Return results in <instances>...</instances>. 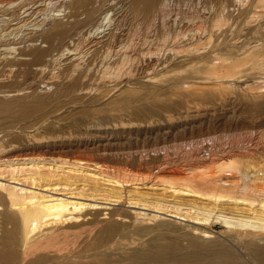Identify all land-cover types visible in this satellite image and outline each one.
<instances>
[{
    "label": "bare ground",
    "instance_id": "1",
    "mask_svg": "<svg viewBox=\"0 0 264 264\" xmlns=\"http://www.w3.org/2000/svg\"><path fill=\"white\" fill-rule=\"evenodd\" d=\"M50 1H47V7H44V10L45 12L46 10L48 12L50 10L55 11V13L51 12L53 13L54 17L56 15L55 19L58 17L57 15H60L62 13L61 11L64 12L65 9H68L70 5L72 9L74 7V10L69 14V16L81 14L83 10L80 11L79 8L82 9V7L86 5V2L84 0H73L68 7L64 6L63 4L62 6L55 7L56 4L52 1L55 4L53 6ZM200 1L204 2L202 10L205 11V9H208L209 7L213 8V11L211 10L212 13L210 14V16H208L207 22L204 21L205 17L203 16L205 15H203V13H200V11H193V14L191 12V15L189 16L188 13V16L191 17L190 20L193 21L196 18V22H192L193 24H191V27H189L188 25V28L183 27V30L180 29L181 27H179L177 24V27H179V29L175 26L176 29L174 28L172 32L168 27V24L169 26L171 24L168 23L166 26L164 20L166 19V17L168 18L170 11L171 13L173 12L174 7L171 8V10L169 8L171 7V3L174 1L131 0L128 7H126L127 4L124 6V8H127V10H125L122 6V8L125 10L123 14L124 16L121 14L123 16L122 19H118H120V23L124 22L123 20H125L126 22L128 21L127 24L129 25L126 32V35H128L127 37L139 36V39L141 40L140 44H142L141 46L143 47H141L136 54L134 52L130 53V48L132 47L130 45L131 42H128V40L122 42L123 40L120 38L122 37V31L121 34L120 31L119 33H117V31L115 30L108 31L110 33L106 38L107 42L102 44V46H105L103 50L104 54L103 56L101 55V58L99 59V62H97V64L95 62L96 67L93 70V73H95L96 76L94 78V82L100 81L103 82V84L105 83V85H107L109 82H112L124 73H126L127 75L130 74L132 72L131 65L134 62L138 63L146 61L150 65V63L152 62L151 55L160 58L161 55L159 57L158 55L163 50L161 54L165 53L166 56L162 54L165 57H161L163 59H160V63L165 64L167 62V65H164L162 71L150 75L147 78L148 82L161 83L160 81L168 80L172 75L173 77H176L175 75L177 74H186L190 76V78H197V76L200 75L198 78L201 77L202 80L205 79L204 82L207 84L212 83V86H215V88H218V90H228L229 88H232V86H237L236 84L238 82H242V87L244 86L252 91L256 90L254 89V86L257 85L255 81L254 86H252L253 84H251L250 82H245L247 79L243 76L247 75L248 72L245 73L246 69H244V67H249L246 66L247 63L245 64V62L248 61V63L252 64L250 65L251 69H262L261 67L264 64V43L261 44L263 46H257V44H259V41L257 42V40H252L251 42L249 41V45L248 43H244L245 45L242 44L239 46L233 45L232 47H235V49L238 51V53L236 54L238 56L233 57V52L230 53V48L226 49V51H222L223 48L221 49V47L218 45L222 41L219 40V37L217 38L220 41H218L219 43L216 42L217 39L216 41H212V36L215 34L214 32L217 31H219L220 33L222 31H226L227 33L229 30H235L233 28H235L236 26H233L236 25V22L239 19L238 17L242 15V17H240V22L243 21L244 24L249 25L247 28H250L251 25H253L250 31L253 33H257V35L260 34L259 36L264 39V23H260V19H263L262 16L264 15V0H252L253 3L250 5L249 9L240 11L238 13V16H234L233 14L235 6H237V9L239 7L243 9L246 7L248 1L250 0ZM252 1H250V3ZM21 3H16V0H0V93L7 94L12 91H19L24 88V86L22 85L26 82V80H28L29 78H32V80H34L36 76L39 77L35 78V80L41 78V81H39L38 84L42 83L43 86L55 84L60 76L68 78L69 82L66 83L65 86H63V94H71L76 90L81 91L86 89L85 91H89L90 89H92L93 84L91 85L86 83L87 85H85L82 82L83 79L89 75L88 72L93 66L90 65L91 67H88V64L84 65V56L87 52L82 51L80 44L83 40L98 43L101 41L100 39H103V37L105 36L104 30L108 26H110L111 22L113 23L115 20V18L114 20L112 18L114 16H112V9H103L100 16L97 18V21H95V23H93V25L89 28L87 34L83 35L77 42H73L71 44V47H69L70 44L67 45L66 43L65 46L62 45V50L60 51V53L58 52L59 55L55 56L54 54L51 57L52 63L50 65V70L48 69L49 72L43 74L45 67L47 66L45 57H48L51 50H53V46H51L50 43V45H48L46 48H40L36 46L34 42H53L57 35H59L58 39L60 40H63V38L65 37H68V39H70V37H73L72 34L74 33V31L78 30L79 28L75 26L76 30H74V24L71 23L68 25V21L66 23H60L57 20L58 22L52 21L54 23L50 24V19L47 18L48 16L46 17L47 13H45V16L41 15L43 16L41 19L38 18L40 20L36 19L37 21L35 23L32 22L31 25L33 26V28H31L32 30L29 29L31 31L28 32L26 30L27 32H25V28L22 27L28 25L27 23L33 21L35 18H32L33 20L29 19L30 21L28 22H26L27 20H23V23H21L20 20L13 22L14 19L16 20L19 17V12H17L16 10H19V8L21 9ZM207 3L209 4V6H206ZM14 4L16 5V9H14L13 7L14 10L11 9L12 11L8 12L10 13L9 16L5 17V10L8 9L4 7H11ZM121 4L123 5L124 3ZM32 7L34 8V6ZM196 7L194 8L196 9ZM44 10H39V14L44 13ZM86 10L85 11L88 12V9ZM69 12H71L70 9ZM66 13H68V11ZM16 14L17 17H13L14 15L16 16ZM175 14L176 13H174V15ZM177 15L176 17H178ZM118 16H120V14ZM172 19L174 20V18ZM157 20H160L159 23L157 22ZM48 22L51 26H48V28H46L47 31L43 32L42 34H35L37 31L45 30L43 29V27L45 24L48 25ZM173 22L171 21V23ZM171 26L173 27V25ZM114 27L115 26H113V29ZM121 28L122 27H120V29ZM108 29L110 30V28ZM240 29L235 31L239 32ZM121 30H123V28ZM31 32H35L34 35H32ZM108 32L106 33L108 34ZM28 33H30L31 36ZM226 33H224L223 36ZM26 34H28L30 37H27L28 35L25 37ZM22 41H24L25 43L27 42L29 48L27 47L26 50H18V52L15 54V50L17 49V47L14 45L21 43ZM226 41L227 40H225L224 42ZM233 42L237 43L238 39ZM237 44H239V42ZM224 48H226V46H224ZM165 50L166 52H164ZM199 51H204V54L200 55L199 53L198 56H195ZM67 53H70L68 55L69 61L68 63L65 61L67 64L63 65L61 63V57ZM16 55L19 57L27 56L28 58H21L24 60L18 61V59L15 60ZM172 55L190 57L184 58V61L181 60L182 63L179 65L171 66L172 63L170 65L168 63L171 57H173ZM10 56H13L12 59L9 58ZM20 63H26L30 65V67L33 65L38 66V70H32L30 67V69L28 68L27 70H20L19 68L17 70H13L14 65ZM168 65L169 67H167ZM242 65H244V67ZM60 66L62 68L58 70ZM16 72L17 74L15 75ZM22 72H24L23 81L19 83L16 78L20 75L19 73ZM167 74H170L169 77L167 76ZM12 76H15V79L13 81L9 80ZM89 77L91 76H88V79ZM255 78L256 76H254L253 79ZM255 80L256 82L258 81V83L261 82L259 81L260 79L257 80L256 78ZM185 81L177 83L176 86L178 88H181L179 84H183L187 88L195 84V82L191 83L190 81ZM263 83L262 85H260L263 86ZM260 85L256 87H259ZM43 86L40 87L42 88ZM99 87L98 89L100 90ZM127 89L129 88L127 87ZM134 89L132 90L135 92ZM39 96L42 97L41 95H38L32 100L27 99L26 101L24 100V102H21V100L16 103V100L0 98V111H8V109L14 108H16L15 110H13L15 112H25L27 110L31 111V109L35 110L36 107L41 104L43 98H40ZM256 130L258 129H255V131ZM241 132H225L222 135L218 133L221 138V142L217 144L218 149L215 148L214 151H212L211 149L212 152L210 151L204 157L200 152V150L202 149H199L198 147L200 146L199 143H203L204 139L202 138V141L199 138L198 140L194 141L193 152L191 153H193V156L198 158L193 166L190 165V163L188 164L186 171H182L181 168H173L169 170L168 162L164 160L165 158L161 161L162 156L160 155V161L162 163L159 164H162V168H165V170L160 169L161 165H158V162H155L159 167L155 171V175H152V177L151 174L153 172L151 173L150 171L148 174L139 175V173L136 174L131 172L130 169V172L123 169H114L113 165L109 166L106 163H103L104 159L99 160L100 162H93L75 157L74 159H70L66 156L60 155H42L43 153H36V155H28L22 153L16 154L18 148L15 147L18 145L14 147V145H12L13 143H9L7 145V143L4 144L0 141V264L65 263L64 260L66 259L69 250L66 249L67 245L65 247L61 246L62 242L68 238H72V236L74 237V235L78 233L79 229L81 230V228L83 227L85 229L94 226V224L98 222V215L102 213H104L105 215L107 213L102 212L104 211L103 209L109 208V206H107L106 204L115 205L122 200L127 203V206L134 208H131V214L135 219L142 218L149 221H157L161 220L163 215H168L179 220L193 221V223L201 224L204 226V228H207L202 229L200 227H192L193 232L198 233L199 236H191L189 238V246L187 248L185 247V251L179 249L182 252L177 253V251H179L177 250L179 247L178 239L174 238L172 240L168 239V242L163 245L152 247L150 251L146 252V255L149 257H161L167 253L175 256L176 261L195 264L200 256L205 255L209 258V264H214L215 262H218L220 264H227V261L229 259H227L226 256L229 253V250L226 246L227 244L224 241L227 239L237 242L238 244H244L247 247L246 250L249 249V252L253 256L257 257L259 261H261V263H264V160L262 159L264 155V151L262 150L264 149H261L264 148V144H260V141H257L258 139L255 140L253 138V144H250L249 146L244 145L245 141H239V137H243L245 135L244 132ZM249 134L245 135L247 139L250 138ZM43 138L45 137H37L36 135L33 137V140H35L36 142L40 139L42 140ZM180 143L181 142H179V144ZM188 143L190 142L188 141ZM192 143L190 144L192 145ZM195 144H197L198 146H195ZM175 145L178 146V144ZM259 148L261 149L263 154H259ZM148 149H150V147ZM136 150L139 149L136 148ZM123 151L121 149V153ZM145 151H147V149ZM145 151L144 153L148 152ZM202 151H205V149ZM125 152H127V150H125ZM125 152H123V154ZM142 152L139 153L141 154ZM157 152H159V150ZM129 153L132 154L133 152ZM199 153L201 155H199ZM104 154L105 152L103 151V156L100 157H104ZM149 155L147 154V157ZM113 156H116V153ZM130 156L131 155L128 156L129 159ZM144 156L146 155L144 154ZM126 157L124 156V159ZM163 157H165V155ZM259 157L262 158L258 159ZM140 158H143L142 155ZM136 162L139 161L137 160ZM140 162L138 163V165L140 164ZM126 166L128 165H125L124 167ZM139 167H141V165ZM138 169H136L137 172ZM5 173L9 175L7 176V179L1 178L2 175L5 176ZM165 173H169V175H166ZM126 186L130 187L128 188ZM143 188H147V190L148 188H153L155 190H161L164 193H171L174 198L176 196H190L200 200V203L196 202L195 200L187 202L178 201L173 197L172 199H166L159 196L150 198V195L148 196L147 193L143 191ZM150 208L153 212H147V210ZM210 216H212V218L214 217L215 221L222 222L225 225L227 231L231 233V235H229L224 240L222 238V240L217 241V243L212 244L207 242V244H204L206 240H201V238H209L212 236L211 231H209L208 227L205 225ZM115 228L116 223L110 222L105 226L104 230L106 233H112ZM86 234L89 235L88 233ZM80 236L78 237L80 238ZM74 239L76 240V238ZM72 245L73 244H71L70 246ZM71 248L73 249V247ZM72 254L73 253L70 254V257ZM230 259V261H232L233 258ZM233 260L236 261V259ZM236 262L240 264V262Z\"/></svg>",
    "mask_w": 264,
    "mask_h": 264
},
{
    "label": "rangeland",
    "instance_id": "2",
    "mask_svg": "<svg viewBox=\"0 0 264 264\" xmlns=\"http://www.w3.org/2000/svg\"><path fill=\"white\" fill-rule=\"evenodd\" d=\"M47 1L48 0H20V1L16 0V3L22 2L21 3L22 11L20 8L19 10H16L17 12H19L21 16L18 14L19 19L18 18L16 20L14 19L13 22L20 20L21 23H23L24 22L23 20H27L26 22H28L30 20H33L32 18H35L33 21H30L31 23L30 22L27 23L28 24L26 25L27 27L26 26L22 27V28H25L24 29L25 32L27 31L29 32L32 30L31 28H33V26L31 25L32 22L35 23L37 20H40L43 16H45V13H47L46 17L48 16L47 18L50 19L49 21L50 24L54 23L57 20L60 23L62 22L66 23L68 21L69 22L68 25L73 23L74 27L76 26L79 29L77 28L78 30H76V27H75L74 30L76 31H74V33L72 34L73 37L72 38L70 37V39H68V37H65L63 38V40L62 39L60 40L58 39L59 35H57L53 42L51 41L34 42L36 46L40 48H46L48 45H50V43H51V46H53V50H51L52 54L50 52L48 57H45L47 66L45 67L43 74H45L46 72H49L51 68L50 65L52 63L51 57L54 54L55 56L59 55L60 51L62 50V45L65 46V43H66L67 45L70 44L69 47H71V44L73 42H77L83 35H86L89 28L93 25V23H95V21H97V18L100 16L103 9H106V8H109L110 10L112 9V16L114 15L112 18L113 20L115 18V20L113 23L111 22L110 24V26L112 25L111 27L108 26L104 30L105 31L104 32L105 38L103 37L104 40L100 39L101 41L98 43L88 42L86 40L81 41L82 43L80 44V46H81L82 51L87 52L86 55L84 56L85 59L83 63L84 65L88 64V67L90 65L93 66V67L90 66L91 69L88 72L89 73L88 76H91V77L93 76V77L92 78L89 77L88 79V76H87L83 79L82 82L85 85L93 84L92 86L93 88L90 89L91 91L90 90L85 91L86 90L85 89L81 91L76 90L72 93L70 92L71 94L69 93L63 94L62 93L63 86H65L66 83L69 82L68 78L66 77L64 78V76H60V78L55 82V84H50L49 85L50 87H49L48 85L43 86L42 83L38 84V82L41 81V78H39L40 80L39 79L35 80V78L39 77V76H36L34 78L35 81L32 80V78H29L28 80H26V82L22 85L24 86V88L19 91H12L7 94L0 93V98L16 100L15 103L21 100H22L21 102H24V100L26 101L27 99L32 100L36 98L38 95H41L43 97L42 98L39 96L40 98H42V101H41L42 105L40 104L39 106H37L35 110L34 109H31V111L27 110L25 111L26 113L13 111L16 108L8 109V111L7 110L0 111V141L4 144L7 143V145L9 143L11 144L13 143L12 145H14V147L18 145L15 147V148H18L17 150L18 152L16 151V154L22 153V154H28V155H36V153L37 154L43 153L42 155H54V156L60 155V156H66L67 158H70V159H74L75 157V158L86 159L88 161H93V162L94 161L100 162L99 160L104 159L105 162L103 161V163H106L109 166L113 165L114 169L115 168L121 169V170L123 169L128 172H130L131 170V172L136 173V174L139 173V175L148 174L150 171L151 173L153 172L151 174V177H152V175H155V171L159 167L158 165H161L160 169L165 170V168H162L163 165L159 164V163H162L161 161L164 158H165L164 160H166L169 164V167H168L169 170L173 168H181L182 171H186L187 170L186 168L188 167L189 163L190 165L193 166L198 157L193 156V153L191 152H193L194 141L198 140L199 138L202 141L204 139L203 141L204 144L201 142L199 143L200 146H198L197 144H195V146L197 145L199 149H202V150L205 149V151L200 150L203 157L207 153H209L211 149L212 151H214L215 148L218 149L217 144L221 142L220 135L224 134L225 132L227 133L236 132L237 133V132L242 131L241 133L244 132L245 135L251 133L249 134L250 135V138L248 137L249 139H247L245 135L243 137H239L240 138L239 141H245L244 145H247V146H249L250 144H253L254 139L255 140L258 139L257 141H260V144H264V90H263L264 89V83H263L264 82V72H263L264 64L261 67L262 69L260 68L251 69L250 65L252 64L248 63V61L245 62V64L247 63L246 66L247 67L249 66L248 67L249 69L244 67L245 64L242 65L244 69H246L245 73L248 72L247 75L243 76L244 78L248 80V81L246 80L245 82H250L251 84H253L252 86L255 85L254 81L257 84L254 86L255 87L254 89H256V90L253 89L254 91L249 90L244 86L242 87L241 86L242 82H238L236 84L237 86L235 87L232 86V88H229L228 90H221V89L218 90V88H215V86H212V83L207 84L204 82L205 79L202 80L201 77L198 78L200 75L197 76V78L195 77L190 78V76L186 74H180V75L177 74L175 75L176 77H173V75L169 77L170 74H167L170 80L168 79L165 81H160L161 83L148 82L147 78L150 75H153V74H156L157 72L162 71L164 65L165 66L167 65V62L165 64L160 63V59L162 60L166 56L165 53H162L165 56L161 54L163 50L158 55V57L161 55L160 58H157L156 56L154 57V55L153 56L151 55L152 62L150 63V65L146 61H145L146 63L144 61L138 62L139 64L137 62H134L133 63L134 65L133 64L131 65L132 72L130 74L127 75L126 73H124L125 75L122 74L121 75L122 77L120 76L116 78L115 80H113L112 82H109L110 84L108 83L107 85H105V83L103 84V82H100V81L94 82V78L96 75L95 73H93V70L95 69L96 67L95 65L97 64V62H99L101 55L103 56L104 54L103 50L105 46L104 45L102 46V44L107 42L106 38L109 36V33H110L108 31L115 30L117 31V33H119L120 31V34L122 31V34H121L122 37H120L123 40L122 42L127 41V40L128 42H131L130 45L132 47L130 48V53L134 52L136 54L138 50L141 47H143L141 46L142 44H140L141 40L139 39V36L127 37L128 35H126V32H127V27L129 25L127 24L128 21L126 22L125 20H123L124 22L122 23H120L119 21L124 16L123 14L125 10H127V8H124V6L127 4L126 7H128L131 0H84L86 2V5H84L82 9L79 8L80 11L83 10L82 12L83 14L81 13V14L71 15V16H69V14L73 12L74 7L72 9L70 4H71V1L73 0H52L56 5L52 1L49 0L51 4H53V6L55 5V7L62 6V4L66 7L70 5L68 9L67 8L65 9L64 12L61 11L62 15L61 14L57 15L59 18L57 17L56 19H55L56 15L54 17L53 13H51V12L55 13V11L50 10L48 12L46 10L45 12L44 9L47 7V3H48ZM172 1L174 2L171 3L170 5L171 7L169 9L171 10V8L174 7L173 9L175 11L172 9L173 12L171 13L170 11L168 18L166 17L165 20L168 19L169 21L164 20V23H166L165 24L166 26L168 23L173 25V27L170 25L172 27L171 28L168 24V27L169 29H171L170 30L171 32L173 31L175 26L178 29L179 27H181L180 29L182 30H183V27L188 28L187 25L191 27V24L196 22V18L194 19V21L190 20L191 17L189 16L191 15V12L193 14V11H200V13H203V15H205L203 16L205 17L204 21L207 22L208 16H210V14L213 11V8L211 7L208 8L209 10L208 9H205V11L202 10L204 2L200 0H176V1L172 0ZM250 1H248V4L243 9H241L240 7L237 9V6H235V10L233 13L234 16H238V13L242 10L249 9L250 5L253 3L254 0L251 3ZM23 3L26 5H24ZM64 3L67 5H65ZM87 3H88V6H87ZM121 3H124V4L122 5ZM191 4L192 5L196 4V5L192 6ZM30 5L32 9L30 8ZM15 6H16L15 4L11 7L5 6L4 8L8 10H5L4 16L8 17L10 14L8 12L12 11L11 9H13V7L14 9H16ZM32 6H34V8ZM122 6L125 10L122 8ZM206 6H209V4L207 3ZM194 7H196V9ZM83 8L88 9V12H86L87 10ZM41 9L44 10V13L39 14L40 13L39 10ZM69 9L71 10V12H69ZM198 9H201V10H198ZM67 11L68 13H66ZM35 12H38V13H35ZM174 13L176 14L174 15ZM188 13H189V16H188ZM119 14L120 16H118ZM49 15H51L52 18ZM176 15L178 17H176ZM13 17H17V14L16 16L14 15ZM26 17L27 18L29 17V18L27 19ZM240 17H242V15L238 17L239 22L237 21L238 23L236 22V25L233 26V27L236 26L235 28H233L236 31L241 28L239 32H236L235 30L233 31L229 30L227 33L226 31H222L220 33L219 31H217V32H214L215 36L214 35L212 36V41H216V39L219 37V40L222 42H220L218 39L216 42L219 41L221 43L220 45V43L218 42L219 43L218 45L221 47V49L223 48L222 51H226V49L230 48L231 52L230 51L229 52L230 53L233 52L232 53L233 57L238 56L236 55L238 51L235 49V47L234 48L232 47L233 45L239 46L244 43L246 44L248 43L249 45V41L251 42L252 40H257V42L259 41V44H257V46H260L261 44L264 43L263 41L264 39L261 36H259L260 34L257 35V33H253L250 31L253 25H251L250 28H247L249 25L244 24L243 21L240 22V19H241ZM172 18H174V20ZM185 18H188V19H185ZM262 18L264 19V15L262 16ZM263 19H260V23L261 22L264 23ZM159 21L160 20H157L158 23ZM171 21L172 22L174 21V22L171 23ZM49 22L47 23L48 25L46 24L44 25L43 29L45 30L37 31L36 33L31 32V34L32 35H34V33L42 34L43 32L47 31L46 28H48V26H51L49 25ZM177 24L179 27H177ZM113 26H115L116 28L114 27L113 29ZM120 27H122L123 30H121L122 28L120 29ZM108 28H110V30ZM106 32H108V34ZM235 32L238 34H236ZM224 33H226L225 34L226 36L225 35L223 36ZM28 34L31 36L30 33ZM28 34H26L25 37ZM29 35L27 37H30ZM234 39L235 40L238 39L239 44H237L238 42L237 43L233 42L235 41ZM225 40L227 41L224 42ZM27 44L28 43L27 42L25 43L24 41H22L21 43L15 44L14 46L17 47V49L15 50V54L18 52V50H21V49L26 50L27 47L29 48ZM224 46H226V48H224ZM56 49H57V52H56ZM164 52H166V50ZM199 53L200 55H202L204 54V51H199L198 53H196L195 56H198ZM69 54L70 53L64 54L61 57L62 59L61 63L63 65H66L68 63ZM13 56H10L9 58L12 59ZM187 57H190V56H186V57L179 56V55L173 56L170 59L171 62L169 61L168 64L170 65L172 63L171 66L179 65L182 63L181 60L184 61V58H187ZM21 58H28V57L27 56L19 57L17 55L15 56V60L17 59L18 61L24 60ZM169 65L167 67H169ZM29 67L30 65L26 63H20V64H15L13 67L14 68L13 70H17L18 68L20 70H27ZM62 67L60 66L58 70H60ZM30 68L32 70H38L37 69L38 66H35V65L31 66ZM23 73L24 72L19 73L20 75L16 78V80L19 83L23 81V76H24ZM16 74L17 72L15 73V75ZM254 76H256L257 80L260 79L259 81L261 82L260 83H258V81L256 82L255 80L256 78L253 79ZM14 79H15V76H12L9 80L13 81ZM182 81H185V82L190 81L191 83L195 82V84H193L194 86L191 85L193 87L189 86L187 88L183 84H179L181 88H178L176 84L179 82L181 83ZM262 83H263V86H261ZM258 85L260 86L256 87ZM40 86H43V87L41 88ZM126 86L129 89H127ZM98 87L100 88V90L98 89ZM131 88L132 89L135 88L134 89L135 92ZM5 113L6 114L8 113V114L6 115ZM255 129H258V130L255 131ZM214 130L217 132V135ZM212 134L215 136H213ZM36 135L37 137L44 136L45 138H43L42 140L40 139L39 141L35 142V140H33V137ZM188 141L192 143V145L188 143ZM179 142L181 143L179 144ZM182 142L184 143V146ZM175 144H178V146ZM207 146H209L210 148ZM149 147L150 149H148ZM136 148L139 150H136ZM260 148H259L260 151L261 149H264V148H261V149ZM121 149L122 151L124 149L123 152L127 150V152H125L127 154L125 153L123 154V152L121 153ZM144 149L145 150L147 149L148 152L145 151ZM174 149H175V152H174ZM158 150L159 152H157ZM103 151L105 152V154H104V157L101 158L100 156H103L102 155ZM144 151L147 153H144ZM260 151H259V154H263L262 151L264 150H262L261 153ZM129 152H133L132 153L133 156ZM139 152H142V153L140 154ZM112 153L113 155H115L116 153V156H113ZM137 154L138 155L140 154L139 155L140 157L142 155L143 158H140ZM144 154L146 156H144ZM147 154L148 155L150 154V155L147 157ZM201 154L199 153V155ZM123 155L125 157L126 155L127 157L131 155L132 159H131V156H130V159L128 157L129 160L127 159V157L124 159ZM160 155L162 156V159ZM164 155L165 157H163ZM136 158L139 162L141 161L139 165H138L139 162H136L137 161ZM261 158L259 157L258 159H261ZM262 159L264 160V155ZM155 162L156 163L158 162L157 163L158 165ZM125 165H128V166L124 167ZM140 165L141 167H139ZM138 168L140 169V171ZM136 169H138V172ZM165 174L169 175V173H165ZM5 176L2 175L1 178L7 179V176L9 175L5 173ZM126 187L129 188L130 186H126ZM143 191L147 193L148 196L150 195V198L159 196V197H164L166 199L167 198L172 199L173 197L171 193H167V192L164 193L161 190L159 191L153 188H148V190L147 188L145 189L143 188ZM175 198L174 199L178 201L187 202V201L195 200L196 202L200 203V200L195 199L190 196L188 197L187 196H176ZM125 203L126 202L122 200L121 202L115 205L110 204L111 205L110 206L109 204H106L107 206H109V208L103 209L104 211L102 212H107V213L105 215L104 213L99 214L98 222L95 223L94 226H92L91 228H85V229L83 227L81 228V230L80 229L78 230V233L80 234L76 233L74 237L72 236V238H68L65 241H63L65 242V243L62 242L61 246L63 247H65L66 245L68 246L69 244L70 245L73 244V245L72 246L69 245L68 247L66 246V249L69 250L67 256L68 255L69 256L68 257L66 256V259L64 260L65 263H62V264H71V263L72 264H190L188 262L176 261L175 256L171 254L166 253L161 257L152 258V257L147 256L146 252L150 251L152 247L163 245L168 242V239L172 240L174 238L178 239L179 247L177 250L181 249L182 251H185L186 250L185 247L187 248L189 246V238L191 236H199L198 233L193 232L192 227H200L202 229H207V228H204V226L201 224L193 223V221L179 220L177 218H173L168 215H163L162 219L157 220V221H149L147 219H142V218L135 219L131 214V210L134 208L127 206V203L126 204ZM150 209H148L147 212L152 211V209L151 210ZM210 217H209V220L205 223V225L208 227V230L211 231L212 236L209 238H201V240H206L204 244H207V242L212 243V244L217 243V241L222 240V238L224 240L229 235H231V233L227 231V229L225 228V225L222 222L215 221L214 217L213 218L212 216ZM110 222H115L116 228L112 233H106L104 228ZM86 233H88L89 235H87ZM78 236H80V238ZM74 238H76V240ZM224 241L227 244L225 245L227 246L229 250V253L226 256L227 259H229L227 261V264H229L230 262H231L230 264H239L236 261L240 262V264L241 263L242 264H260L261 263V261H259L257 257L253 256L249 252V249L246 250L247 247L244 244L242 243L238 244L237 242L230 241L227 239ZM76 245L78 246V248ZM69 247L70 248L73 247V249L72 248L70 249ZM181 250L177 251V253L182 252ZM69 253L70 254L73 253L71 257ZM230 258L236 259V261L232 259L233 261L232 262L230 261L231 260ZM195 264H209V258L205 255H202L198 258V261ZM214 264H220V263L215 262ZM261 264H264V263H261Z\"/></svg>",
    "mask_w": 264,
    "mask_h": 264
}]
</instances>
